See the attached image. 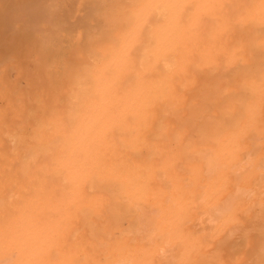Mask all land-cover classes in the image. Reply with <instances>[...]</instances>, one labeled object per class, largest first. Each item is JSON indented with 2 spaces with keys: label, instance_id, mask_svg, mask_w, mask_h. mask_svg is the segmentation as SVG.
<instances>
[{
  "label": "bare ground",
  "instance_id": "1",
  "mask_svg": "<svg viewBox=\"0 0 264 264\" xmlns=\"http://www.w3.org/2000/svg\"><path fill=\"white\" fill-rule=\"evenodd\" d=\"M0 51V264H264V0H0Z\"/></svg>",
  "mask_w": 264,
  "mask_h": 264
},
{
  "label": "rangeland",
  "instance_id": "2",
  "mask_svg": "<svg viewBox=\"0 0 264 264\" xmlns=\"http://www.w3.org/2000/svg\"><path fill=\"white\" fill-rule=\"evenodd\" d=\"M4 54H6V53H3L2 51H0V57L3 56ZM17 55H18V54H17ZM13 63H14V62H13ZM13 63H12V64H13ZM1 64L3 65V63L0 61V67H1ZM17 64H19V63L17 62ZM16 66H17V65H15V63H14V65H12V66H8L9 68H8V67H5V69H4V76L8 77V78H6V79H8V80H9L10 78H11V80H12V79H16V78L18 77V78H17L18 80H16V82H17V81H19V82H17L16 85L19 83V86H20V82H21V85L24 86L23 88L26 89V86L24 85V84H25L24 81L26 82V80L24 79V77H19V76H20V75H19V76H17V77L15 78V75H16V74H14V72L11 73V74H9V73L11 72L12 68L14 69V71L17 72V70H18L19 68H17ZM20 66H21V65H19V67H20ZM10 67H12V68L10 69ZM15 67L17 68V70H15ZM23 68H24L25 70H24ZM27 68H28V69H29V68L32 69V68H33V65L30 64V62H25V63L22 65V67H20V70H24V72H27V73H28V71H26ZM6 69H7V70H6ZM28 69H27V70H28ZM5 70H6V72H8L7 74H5V73H6ZM32 70H33V69H32ZM16 72H15V73H16ZM13 74H14V75H13ZM9 75H11L10 78H9ZM13 76H14V78H13ZM9 81H10V80H9ZM10 82H11V81H10ZM13 84H14V80H13ZM17 86H18V85H17ZM17 86H16V87H17ZM18 88L21 89L22 87L20 86V87H18ZM23 88H22V89H23ZM244 220H245V219H244ZM244 223H245V224H243L244 227L248 226V225H246V224H247V220H246ZM248 224H249V221H248ZM250 226H252V225H250ZM246 228H247V227H246ZM246 228H245V229H246ZM249 228H251V227H249ZM249 228H247V229H249ZM252 234H253V233H252ZM252 234H251V235H252ZM235 237H236V238H235ZM235 237H234V241L238 243V241H236L235 239L239 240V239H238L239 237H237V236H235ZM252 237H253V239H255V238H256V239L253 240V241H251V240H252ZM254 237H255V238H254ZM257 238H258V237H257L255 234H253V235L250 237V239H251L250 242L257 241ZM218 243H219V242H218ZM254 243H257V244L254 245ZM254 243H252V244L254 245L253 247H251L252 245L249 244L251 248H250L248 245H246V246H241V245L239 244V245H240L239 250H238V248H236V244H235V247L233 246L234 244H233V245H227V246H226L227 249H231V248H232V249H231V252H230L229 250H227V249L225 250L224 248H221L222 246L225 245L224 243H223V244H224V245H223V244L220 242V244H219L218 246H217L216 244H214L215 247L217 248L216 251H218V261H216V262H220L219 260H222V261H224L225 264H232L233 261L236 259L235 261H236L237 263H238L239 261L242 260V262L244 261L243 264H251L252 261H254V260H252V258H253V251H254V250H252V248H253V249L257 248V246H258V244H259V240H258V242H254ZM221 244H222V245H221ZM220 245H221V246H220ZM229 246H231V247H229ZM246 247H247V248H246ZM220 248H221V249H220ZM222 249L224 250V252H226V254L223 255L224 257L222 256L224 259H222V258L219 259V258L221 257V253H222L221 250H222ZM246 249H247V253H246ZM235 250H238V251L240 252V255H241V256H240L239 254H238V255L236 254V256H239V257H240V260L237 259V258H239V257H235V256H234L235 253H236ZM248 250H249V254H248ZM251 250H252V251H251ZM233 251H234V252H233ZM238 251H237V253H239ZM220 252H221V253H220ZM228 252H229V253H232V254H229ZM250 253H252V254H250ZM227 254H229L231 257H234V258H233L234 260H232V258H231L229 255H227ZM232 255H233V256H232ZM249 255H250V256H249ZM248 256H249V257H248ZM251 256H252V257H251ZM245 257H246V258H245ZM244 258H245V260H246L247 258H250L251 263H248V262H250L249 259L245 261ZM238 260H239V261H238ZM235 261H234V264H235ZM247 261H248V262H247ZM163 262H164V261H163ZM163 262H160V264L163 263ZM165 262H166V261H165ZM165 262H164V264H165ZM222 263H223V262H220V264H222ZM224 263H223V264H224ZM216 264H217V263H216ZM218 264H219V263H218ZM238 264H242V263L239 262ZM253 264H254V263H253Z\"/></svg>",
  "mask_w": 264,
  "mask_h": 264
}]
</instances>
